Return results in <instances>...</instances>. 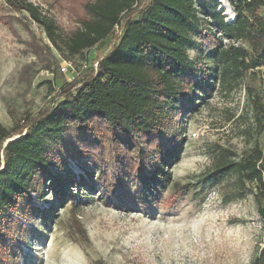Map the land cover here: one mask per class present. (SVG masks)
Listing matches in <instances>:
<instances>
[{
    "label": "trees",
    "instance_id": "1",
    "mask_svg": "<svg viewBox=\"0 0 264 264\" xmlns=\"http://www.w3.org/2000/svg\"><path fill=\"white\" fill-rule=\"evenodd\" d=\"M3 1L40 26L65 61L83 58L90 65L87 74L82 75L84 70L60 89L50 107L24 116L23 124L18 121L10 130L0 125L1 257L4 249L13 250L18 215L27 219L39 212L30 196L42 197L41 184L47 183L58 203L73 202L71 189L82 185L116 208L151 212L161 203V190L172 183L168 169L183 141L178 118L193 106L197 88L217 77L241 80L263 68L264 93V0H226L231 21L218 11L217 0H149L124 22L136 0H81L82 15L65 39L37 6ZM117 26L119 37L114 36ZM103 46L109 49L94 70L89 52ZM192 46L198 48L194 60L187 53ZM70 130L78 137L64 148L62 136ZM86 158L93 172L83 167L85 179L67 161ZM230 178L235 179L230 198L253 187L264 229V147H254L237 161L220 159L201 177V187H217ZM172 185L180 192L191 187ZM250 264H264V238Z\"/></svg>",
    "mask_w": 264,
    "mask_h": 264
},
{
    "label": "rangeland",
    "instance_id": "2",
    "mask_svg": "<svg viewBox=\"0 0 264 264\" xmlns=\"http://www.w3.org/2000/svg\"><path fill=\"white\" fill-rule=\"evenodd\" d=\"M27 1L58 25L63 39L82 15L81 0ZM148 1L136 0L134 12L121 22L140 12ZM216 2L225 20L231 21L233 13L226 0ZM109 46L90 50L92 66ZM187 53L194 60L198 48L189 47ZM65 63L77 71L85 61H65L40 26L0 0L1 126L10 130L18 121L22 125L24 116L35 117L50 107L53 88L61 89L67 83L68 77L60 72ZM47 66L51 69H45ZM83 71L82 75L87 74ZM262 71L255 69L237 81L211 79L209 85L197 88L193 106L178 118L182 149L168 171L172 183L191 185L188 191L180 192L172 183L167 184L160 192L161 203L145 214L106 204L97 191L89 195L82 185L71 189L73 202L58 203L47 183L41 184L42 197H30L45 217L39 212L27 219L18 215L13 250L2 251L0 264H250L264 238L253 187H246L242 197L230 198L234 178L217 187H201L200 179L220 159L237 161L254 147H264ZM77 137L72 130L66 132L63 147ZM67 163L85 179L89 177L83 167L93 172L87 158ZM128 187L135 192L133 182ZM24 207L22 203L19 214Z\"/></svg>",
    "mask_w": 264,
    "mask_h": 264
},
{
    "label": "built area",
    "instance_id": "3",
    "mask_svg": "<svg viewBox=\"0 0 264 264\" xmlns=\"http://www.w3.org/2000/svg\"><path fill=\"white\" fill-rule=\"evenodd\" d=\"M120 27V28H119ZM116 30H119L118 37L121 34V26L115 27L114 33ZM115 42V41H114ZM94 67V68H93ZM97 63L93 64L92 68L96 70ZM87 68V62L85 61V64L82 66L81 70H75L70 63H65L64 67L60 69V72L68 77L67 82L71 83L73 82L78 76L81 75L82 71ZM55 92H57V89H55Z\"/></svg>",
    "mask_w": 264,
    "mask_h": 264
},
{
    "label": "water",
    "instance_id": "4",
    "mask_svg": "<svg viewBox=\"0 0 264 264\" xmlns=\"http://www.w3.org/2000/svg\"><path fill=\"white\" fill-rule=\"evenodd\" d=\"M67 83H68V82H67ZM55 89H56V88L54 87V88H53V91H52L53 94H52L51 97H52V98H57V99H58V98H59V95H60V88H57V92H55Z\"/></svg>",
    "mask_w": 264,
    "mask_h": 264
}]
</instances>
